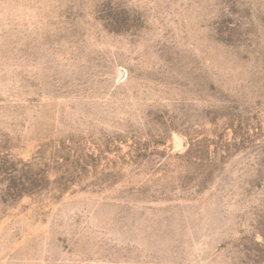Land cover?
Segmentation results:
<instances>
[{"label": "rangeland", "instance_id": "obj_1", "mask_svg": "<svg viewBox=\"0 0 264 264\" xmlns=\"http://www.w3.org/2000/svg\"><path fill=\"white\" fill-rule=\"evenodd\" d=\"M0 264H264V0H0Z\"/></svg>", "mask_w": 264, "mask_h": 264}]
</instances>
